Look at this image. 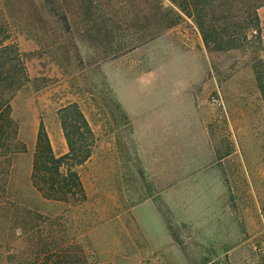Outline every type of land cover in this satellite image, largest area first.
I'll list each match as a JSON object with an SVG mask.
<instances>
[{
    "label": "rangeland",
    "instance_id": "rangeland-1",
    "mask_svg": "<svg viewBox=\"0 0 264 264\" xmlns=\"http://www.w3.org/2000/svg\"><path fill=\"white\" fill-rule=\"evenodd\" d=\"M96 1L93 24L76 9L64 27L45 0H0V48L15 58L5 101L22 147L0 176V264H264V105L252 72L264 4L260 43L229 49L206 46L201 22H233L248 0L201 12L195 0L183 10L181 0ZM159 16L174 24L140 42ZM40 125L56 157L65 131L75 142L90 131L74 167L83 196L33 188Z\"/></svg>",
    "mask_w": 264,
    "mask_h": 264
},
{
    "label": "trees",
    "instance_id": "trees-1",
    "mask_svg": "<svg viewBox=\"0 0 264 264\" xmlns=\"http://www.w3.org/2000/svg\"><path fill=\"white\" fill-rule=\"evenodd\" d=\"M65 2L64 0H45L47 6L45 13L48 16L55 17L56 21L63 23L64 27H68L69 23L66 11L76 14V11H74L76 9L80 10V17L85 24H93L96 21L97 18L93 12L97 11L93 8L95 7V3L98 5L96 0H76L75 3H73V0L70 1V6H66ZM209 2L210 0H195L192 4L195 9L198 8L197 12H201L203 8L209 5ZM249 2H252L251 6H249ZM263 4L264 0H248V5L244 7L241 6L242 4H239L236 8L245 12H241L242 15L240 17L232 16L233 22L230 21L228 15L221 16L220 18L211 16L210 22L207 24L201 22L200 30L204 44L206 46L212 44L218 48L237 49L248 46L251 41L260 43L257 38L259 28L256 10ZM74 5H78V7L75 8ZM177 6L183 10L187 6V3L181 0L177 3ZM157 9L159 8L154 7L155 11ZM154 15L158 16L157 14ZM203 18H205V15ZM220 19H223L224 22L228 21L229 23H223V25L218 27L215 23ZM173 24L167 17L159 16L157 19L153 18V23L145 24L139 29L140 35L138 40L142 42L146 39L153 38L158 35L161 28L167 29L172 27ZM241 30L251 31L250 38H247L248 36L245 34L237 36ZM4 33L3 27H0L1 42L7 38ZM107 35L108 31H106ZM225 37L228 38L224 41ZM7 49L8 46L0 48V176L3 174L2 168L6 163V156L10 153L18 152L22 148L16 140V126L10 118L7 101H5L7 93H9V87L6 85L8 77H4L6 73L5 68L15 59L14 56L9 57L8 52H11V50L7 52ZM252 72L264 105V55L252 61ZM68 109L70 110V115L67 116L82 118L81 114L77 113L73 107H68ZM83 135H90V131L86 129L81 137L78 136L79 139L77 142L81 140ZM72 136L71 131H65L68 152L60 157H56L50 149L47 136L42 126L40 125L38 129L30 181L33 188L45 199L65 201L75 195L83 196L81 195V184L74 171V167L82 164L89 157V149L87 145L85 148L79 146L72 139Z\"/></svg>",
    "mask_w": 264,
    "mask_h": 264
}]
</instances>
